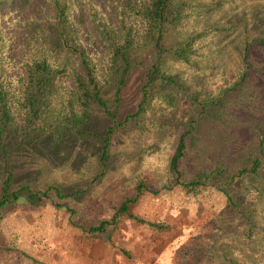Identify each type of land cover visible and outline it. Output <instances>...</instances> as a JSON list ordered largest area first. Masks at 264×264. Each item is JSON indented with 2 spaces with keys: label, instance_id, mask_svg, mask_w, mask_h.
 Instances as JSON below:
<instances>
[{
  "label": "rangeland",
  "instance_id": "1",
  "mask_svg": "<svg viewBox=\"0 0 264 264\" xmlns=\"http://www.w3.org/2000/svg\"><path fill=\"white\" fill-rule=\"evenodd\" d=\"M61 1L75 18L68 43L93 40L84 29L88 2ZM89 1L109 37L125 42L132 24L125 63L118 58L107 73L108 60L96 62L105 109L78 57L23 22L42 26L48 0L0 4V192L6 178L10 190L51 187L45 198L21 193L0 209V264H264V46L256 44L264 41V0H173L159 55L158 23L129 16L125 0ZM184 45L182 57L170 52ZM42 53L43 82L24 63ZM113 122L102 169L101 138ZM255 160V174L236 175ZM177 175L199 184L184 188ZM139 182L149 191L128 210L158 228L120 215L105 232H87Z\"/></svg>",
  "mask_w": 264,
  "mask_h": 264
},
{
  "label": "trees",
  "instance_id": "2",
  "mask_svg": "<svg viewBox=\"0 0 264 264\" xmlns=\"http://www.w3.org/2000/svg\"><path fill=\"white\" fill-rule=\"evenodd\" d=\"M3 1L7 0H0V4ZM88 2V11H87V16L89 17L88 20V26L84 28L85 30H93L95 31V38L93 40H90L87 44H79V46H75L74 44H69L68 41L72 39L71 36H69V31L73 27H75V18H69L65 16V9H66V4L62 2L61 0H48L50 9L49 13L43 12V22L44 24L41 26V24H35V21H33L32 18H27L25 21L27 28H29L32 33H43L45 30L47 31L45 33L47 37V44L54 45V46H62L63 48L69 50L72 52L76 57H78V60L85 72V79L93 86L94 89V100L97 103L98 106L102 107L105 109V105L103 101L100 99L97 89L95 86V71H97L98 66L96 65V62L98 61L99 55L105 57L108 60V67H105L106 72L109 73L110 67L113 65V62L116 61L118 58H121L122 61L125 63V47L128 45L130 42L131 38V27L130 24H127L126 31H125V42L123 40H119L117 38H111L109 37V32H105V28L102 27V23L100 18L98 17V12L100 11L98 6H91L90 1L86 0ZM128 2L127 7L129 8V16H134L137 18L139 21L144 18H148L150 22H155L156 24L158 23V28H157V36L155 39V48L157 49L158 55L163 52V49L161 48L160 45V39H161V32L163 29V20L169 15V12H172V8L174 7L173 5V0H141L139 5L140 8L135 6L132 1L130 0H125ZM130 2H132V7ZM42 18V17H41ZM155 24V25H156ZM95 27V28H94ZM154 27V26H153ZM42 28L44 31H42ZM86 34V33H84ZM36 35V34H35ZM38 36V35H37ZM40 37V36H38ZM67 37V39H66ZM41 38V37H40ZM94 40L98 41L99 45H102V50L100 49L97 51L96 49V43H93ZM256 41V40H253ZM251 41V43L253 42ZM259 46H264V41L262 40H257L256 41ZM249 43H245V46L243 48V56L242 60L244 63V66L247 68L249 66L248 61H247V45ZM85 47H88V50L85 49ZM42 48L44 49V45L42 44ZM127 49V48H126ZM55 50V49H54ZM185 50V45L180 47V49H174L170 51L171 53L182 57V53ZM98 55V56H97ZM45 53H42L40 58L41 61L38 62L37 60H25L24 63L28 67L27 71H32L38 74V79L43 82L45 78L43 79L42 77L47 71V68L49 66L48 62L44 59ZM102 60V59H101ZM103 61V60H102ZM159 72V63L158 61L153 62L150 67L147 69L146 72V82L142 88V102L147 99L148 97V91H147V86L150 85V83L155 79V77L158 75ZM43 79V80H42ZM47 79V78H46ZM140 108H138L139 111ZM134 114L127 115L124 117V119L121 122H118L117 124L122 125L126 121H128L129 118H131ZM116 123V122H115ZM115 123L111 126H108L104 133L102 134L101 138V147H100V154H99V163L101 168L103 169L106 163V158H107V149H108V142H109V137L110 134L113 131V128ZM0 133H1V118H0ZM182 138L183 136L180 137V143H182ZM259 166V163L257 160L252 162L251 166L249 168H241L237 171L236 175L237 176H242L246 174H255L257 167ZM10 178H6L1 187V192H0V209H3L6 207V205L10 202H16L20 196L21 193L26 194L27 196L37 199V198H45L47 196V191L51 188L48 187L45 191H36L30 189L27 185L25 186H18L15 189L10 190ZM176 184L184 187V188H193L196 187L199 182L198 181H187V182H181L178 180V175L176 177ZM54 189L55 193L57 196H62L61 194L58 193V190L56 188ZM143 191H149L148 188L142 184V183H137L135 185V195L131 198H127L122 200L115 211L111 214V216L106 219L98 222L96 225L91 226L87 229L88 233H102L105 232L106 227L111 225H115L119 216L120 215H125L127 218L132 219L136 222L146 224L149 227H154L158 228L159 225L154 224L152 222H147L144 221L141 218H138L134 215H132L128 208L131 204H133L139 195ZM151 193H156V191H150ZM224 196L226 197L228 203L236 209L237 206L235 205L234 201L231 199L229 194L227 192L223 193Z\"/></svg>",
  "mask_w": 264,
  "mask_h": 264
}]
</instances>
